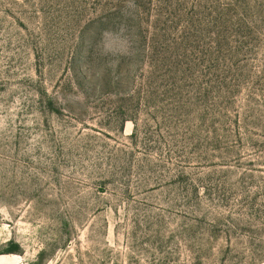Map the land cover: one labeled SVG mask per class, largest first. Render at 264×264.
I'll return each instance as SVG.
<instances>
[{"label":"rangeland","instance_id":"rangeland-1","mask_svg":"<svg viewBox=\"0 0 264 264\" xmlns=\"http://www.w3.org/2000/svg\"><path fill=\"white\" fill-rule=\"evenodd\" d=\"M0 264H264V0H0Z\"/></svg>","mask_w":264,"mask_h":264},{"label":"trees","instance_id":"trees-1","mask_svg":"<svg viewBox=\"0 0 264 264\" xmlns=\"http://www.w3.org/2000/svg\"><path fill=\"white\" fill-rule=\"evenodd\" d=\"M10 248L9 249H6L4 252L6 253H13L15 252L16 250H18V245H13L12 243L10 244Z\"/></svg>","mask_w":264,"mask_h":264}]
</instances>
